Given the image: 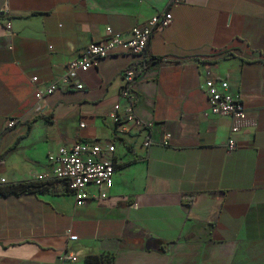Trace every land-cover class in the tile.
<instances>
[{
	"label": "crops",
	"instance_id": "obj_1",
	"mask_svg": "<svg viewBox=\"0 0 264 264\" xmlns=\"http://www.w3.org/2000/svg\"><path fill=\"white\" fill-rule=\"evenodd\" d=\"M171 2L0 0V177L37 184L0 194V264H86L88 254L112 264H264V0ZM169 8L136 82L137 110L156 123L148 159L145 132L106 117L121 73L138 62L123 48L80 72L83 89L36 98L87 45L117 32L127 40ZM217 78L242 95L244 118L206 113L203 86ZM84 141L115 142L119 165L109 196L90 187L78 206L67 182L35 178L61 146Z\"/></svg>",
	"mask_w": 264,
	"mask_h": 264
},
{
	"label": "built area",
	"instance_id": "obj_2",
	"mask_svg": "<svg viewBox=\"0 0 264 264\" xmlns=\"http://www.w3.org/2000/svg\"><path fill=\"white\" fill-rule=\"evenodd\" d=\"M183 0H172L170 6ZM173 19L169 9L156 13L144 25H135L131 29L129 39H124L122 33L117 32L103 42H92L87 45L79 54L69 60L65 67V73L61 78L48 84L44 88H37L36 98L42 99L56 92L68 91L70 89H83L84 84L80 79V72L88 71L97 61L118 53L119 48L136 56L138 62L123 70V83L120 89V100L106 111V117L115 124L121 126L122 131L135 127L145 132L143 139V158H149L150 148L155 143L154 131L156 123L143 118L138 110V92L136 82L140 74L148 68L149 60L146 52L154 33L160 28L168 27ZM111 30V28H107ZM33 82L38 77L32 78ZM204 89L208 98L207 114L219 116H230L233 119H242L246 116L244 100L240 93H235L230 88L226 79H209L204 83ZM11 121L9 126H13ZM82 126H85L82 123ZM238 128L233 127V131ZM172 137L170 132H164L163 144L168 145ZM229 150L236 148V142L229 140ZM115 142L102 145L96 141H84L72 146L63 145L58 152L49 156L53 167L51 170L40 173L36 176V182L48 183L51 181L67 182L76 199L78 206L84 205L92 196V187L96 195L101 198L109 196L114 186V177L119 162L115 159ZM17 183L9 182L5 177H0V188L13 186ZM77 239V236H71ZM76 260V256H72Z\"/></svg>",
	"mask_w": 264,
	"mask_h": 264
},
{
	"label": "trees",
	"instance_id": "obj_3",
	"mask_svg": "<svg viewBox=\"0 0 264 264\" xmlns=\"http://www.w3.org/2000/svg\"><path fill=\"white\" fill-rule=\"evenodd\" d=\"M150 61V60H149ZM37 184H35L33 181H26L18 183L17 185H13L10 188H0V194L4 196H8L11 194H22L26 191L30 190L32 187H35ZM183 203L186 206H191L194 203V198H183ZM161 242L159 240H152L149 244L151 246H157V244H160ZM86 264H112L111 256L109 255H95V254H88L86 256Z\"/></svg>",
	"mask_w": 264,
	"mask_h": 264
}]
</instances>
